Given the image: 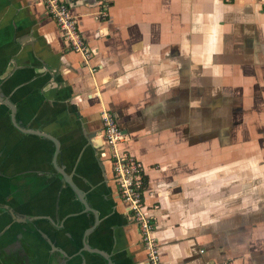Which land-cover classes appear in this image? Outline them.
<instances>
[{
	"label": "crops",
	"instance_id": "crops-1",
	"mask_svg": "<svg viewBox=\"0 0 264 264\" xmlns=\"http://www.w3.org/2000/svg\"><path fill=\"white\" fill-rule=\"evenodd\" d=\"M64 1L87 63L41 3L0 0V247L23 244L2 261L146 264L107 111L144 167L159 264H264V0Z\"/></svg>",
	"mask_w": 264,
	"mask_h": 264
},
{
	"label": "built area",
	"instance_id": "built-area-1",
	"mask_svg": "<svg viewBox=\"0 0 264 264\" xmlns=\"http://www.w3.org/2000/svg\"><path fill=\"white\" fill-rule=\"evenodd\" d=\"M41 3L48 15L54 20L60 32V38L67 48L77 53L83 63H87L93 48L81 34L76 17L71 14L64 0H35ZM103 138L107 146L105 156L111 163L112 179L116 186L117 197L122 202L128 219L132 221L146 249V264H159L158 244L151 235L153 231L152 217L143 208V192L145 189L144 167L135 156L119 150L123 134L112 113L101 112ZM220 264H232L226 261Z\"/></svg>",
	"mask_w": 264,
	"mask_h": 264
},
{
	"label": "flooded vegetation",
	"instance_id": "flooded-vegetation-1",
	"mask_svg": "<svg viewBox=\"0 0 264 264\" xmlns=\"http://www.w3.org/2000/svg\"><path fill=\"white\" fill-rule=\"evenodd\" d=\"M2 158L0 159V177H2V172H1L2 171L1 170V167H3V159ZM4 209L6 211H8V213L11 214V212L9 211V208H4ZM11 216H12V220H15V219L16 220H19L20 218H22L19 221L26 222V223L32 222L34 220V218H29V217L28 218H24V217L14 216V214H11ZM5 229H6V226H4V228L2 230H0V239H3L5 236H7L6 233H4L5 232L4 231ZM18 241H19L18 245H15L14 246V245L7 244V245H2L0 247V264H5L2 260H4L3 255L7 253V252H5L6 250H12V251H14V250L17 249L18 246H21V244H22V242H20L21 241V237H19ZM29 255L31 256V254H29Z\"/></svg>",
	"mask_w": 264,
	"mask_h": 264
},
{
	"label": "water",
	"instance_id": "water-1",
	"mask_svg": "<svg viewBox=\"0 0 264 264\" xmlns=\"http://www.w3.org/2000/svg\"><path fill=\"white\" fill-rule=\"evenodd\" d=\"M44 135H46V134H44ZM46 136H48V135H46ZM62 175L64 176V174H62ZM68 183H70L71 187L76 192L77 196L79 195V198L83 201L82 203L85 205L86 202L83 200L82 193L79 192L80 190L75 186V184L73 182L69 181ZM88 210L92 212L91 208H88ZM95 251L98 252L97 250H95ZM98 253H100V252H98Z\"/></svg>",
	"mask_w": 264,
	"mask_h": 264
}]
</instances>
